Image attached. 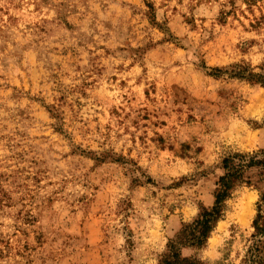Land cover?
I'll list each match as a JSON object with an SVG mask.
<instances>
[{"label": "rangeland", "instance_id": "1", "mask_svg": "<svg viewBox=\"0 0 264 264\" xmlns=\"http://www.w3.org/2000/svg\"><path fill=\"white\" fill-rule=\"evenodd\" d=\"M250 72L264 0H0V264H158L223 159L264 147ZM259 198L239 185L186 253L242 264Z\"/></svg>", "mask_w": 264, "mask_h": 264}, {"label": "trees", "instance_id": "2", "mask_svg": "<svg viewBox=\"0 0 264 264\" xmlns=\"http://www.w3.org/2000/svg\"><path fill=\"white\" fill-rule=\"evenodd\" d=\"M220 71V68H215ZM234 75L244 77V72L234 70ZM252 80L264 83L260 75L250 72L247 76ZM253 167L264 168V147L252 153L235 152L223 159L224 174L217 181L214 202L209 207H203L200 213L191 221L182 222L175 233L168 239L166 250L161 254L158 264H205L195 254L186 250L201 249L206 246L209 237L218 221L223 217L226 201L233 191L241 184H253L260 191L257 202V214L253 220L254 233L242 264H264V186L260 180L252 183L246 172Z\"/></svg>", "mask_w": 264, "mask_h": 264}]
</instances>
